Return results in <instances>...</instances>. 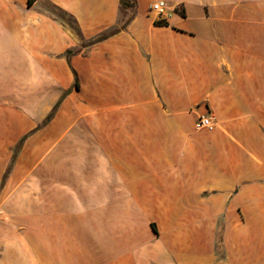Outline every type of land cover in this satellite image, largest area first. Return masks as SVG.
Wrapping results in <instances>:
<instances>
[{
    "label": "crops",
    "instance_id": "0c3cea01",
    "mask_svg": "<svg viewBox=\"0 0 264 264\" xmlns=\"http://www.w3.org/2000/svg\"><path fill=\"white\" fill-rule=\"evenodd\" d=\"M0 264H264V0H0Z\"/></svg>",
    "mask_w": 264,
    "mask_h": 264
},
{
    "label": "built area",
    "instance_id": "2783aa9c",
    "mask_svg": "<svg viewBox=\"0 0 264 264\" xmlns=\"http://www.w3.org/2000/svg\"><path fill=\"white\" fill-rule=\"evenodd\" d=\"M150 11L154 14L155 17L164 16L167 11V6L163 1H155L150 5ZM214 122L210 115L200 116L196 122V129H213Z\"/></svg>",
    "mask_w": 264,
    "mask_h": 264
},
{
    "label": "trees",
    "instance_id": "16d2710c",
    "mask_svg": "<svg viewBox=\"0 0 264 264\" xmlns=\"http://www.w3.org/2000/svg\"><path fill=\"white\" fill-rule=\"evenodd\" d=\"M28 4H31V0H28ZM121 5L123 7V0H121ZM77 86V85H76Z\"/></svg>",
    "mask_w": 264,
    "mask_h": 264
}]
</instances>
